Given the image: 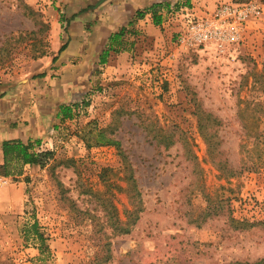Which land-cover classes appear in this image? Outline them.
Instances as JSON below:
<instances>
[{"label":"rangeland","instance_id":"rangeland-1","mask_svg":"<svg viewBox=\"0 0 264 264\" xmlns=\"http://www.w3.org/2000/svg\"><path fill=\"white\" fill-rule=\"evenodd\" d=\"M106 1L0 0V89L59 78L65 49L58 50L71 33L107 34ZM249 1L261 15L223 51L178 44L187 16ZM157 3L159 24L146 13L148 26L110 35L105 63L103 50L82 71L73 69L85 58L70 60L78 79L61 105L70 116L62 118L60 106V118L32 141L36 151L51 152L41 156L43 166L0 169V264L264 259V0ZM97 6L95 19L76 24ZM199 119L207 120L224 171L208 154ZM99 129L117 143H97ZM128 183L139 191L138 213ZM115 220L128 232H114Z\"/></svg>","mask_w":264,"mask_h":264},{"label":"crops","instance_id":"crops-1","mask_svg":"<svg viewBox=\"0 0 264 264\" xmlns=\"http://www.w3.org/2000/svg\"><path fill=\"white\" fill-rule=\"evenodd\" d=\"M110 2L112 1L107 0L103 3V5L107 3L106 6H108L107 10L109 11L108 17H105L107 20L105 23L106 35L92 39L89 37V33L86 37H81L79 33L69 35L67 47L62 52L59 63L56 65L59 66L57 69L60 75L59 78L38 80L35 82L34 87H31V83L28 82L27 85L9 86L0 89V165L3 164L1 144L4 141L32 142L33 139L44 136L49 131L52 123L55 122L54 118L60 116L58 109L65 102V95L71 88L72 83L78 79V76L72 74L73 71L84 70L88 58H92L104 50L109 36L119 28L127 25L135 28L148 26L149 15L145 14L142 18H136L134 17L135 12L142 7H149L157 3L158 0H115L117 3L113 6H110ZM99 7L101 6L86 11L85 15H78L76 24L84 18L89 20L90 16L95 19L96 13H100ZM112 10H115L114 14L111 12ZM85 43L86 49L84 53H80ZM79 56L85 59H83V63L78 62L76 69L72 71L71 67L73 66L69 65L70 60ZM30 96L31 101L28 103L27 98ZM41 96H45V99ZM47 106L48 108H46Z\"/></svg>","mask_w":264,"mask_h":264},{"label":"trees","instance_id":"trees-1","mask_svg":"<svg viewBox=\"0 0 264 264\" xmlns=\"http://www.w3.org/2000/svg\"><path fill=\"white\" fill-rule=\"evenodd\" d=\"M158 6H159L158 3H154V4L150 5L149 7H146L142 11L137 10L135 12V17L136 18H142V17H144V14L151 13L153 23L155 25H158L160 22V17L156 15V8ZM124 33H125V29H124V27H121L117 32H114L113 34H111V40L122 38L124 36ZM64 49H65V45H62L59 48L58 53L62 52ZM109 50H110V48H107L101 52L100 57H99V63H101V64L105 63L106 55L109 52ZM52 60L55 61L56 56ZM43 76H44L43 74L39 75V77H43ZM60 112H61L62 118L69 117L70 112H71V107H69V105L61 106ZM198 122H199L198 123L199 131L203 135L205 143L207 144V151H208L209 156L211 157L212 162L217 166V168L224 171L225 169H224V166L222 165L221 161L215 160V156L217 154V149H216V146L213 145V143L211 142L212 135L210 133H208V127L209 126L207 124V120L203 121L202 119H199ZM104 131L105 130H103V129H99L97 131V135H96L97 143L108 144V145L117 143L113 139L107 137L104 134ZM34 147L35 146L32 142L22 143L21 141H4L1 144V150H2V154H3V164L0 165V169L1 168L4 169V170H2L3 175H8V173L5 172V169L10 162H15V163L20 162L21 164L38 165V166L42 167L43 161L41 159V156H51V152L46 151V152L40 153V152L36 151ZM126 190L129 193V197H131V203L133 205L135 204V200L132 197L133 193L130 194V190H131V192H135V195H137V213H138L142 209L141 205H139L141 202V199L138 196L139 195L138 189L136 192V187L133 185V183H128L126 186ZM113 210H114V208H113ZM134 213H136V212H134ZM111 216L113 217V215H111ZM116 220L113 223H110L111 227L113 228V231L118 232V233L128 232L129 229H128L127 224L122 222V225H119V224H117L118 221H116ZM35 226H36V222L33 223V227H35ZM228 264H264V259L254 261L252 263L251 262H243V261H234V262H230Z\"/></svg>","mask_w":264,"mask_h":264},{"label":"built area","instance_id":"built-area-1","mask_svg":"<svg viewBox=\"0 0 264 264\" xmlns=\"http://www.w3.org/2000/svg\"><path fill=\"white\" fill-rule=\"evenodd\" d=\"M260 15L261 7L255 1L223 3L204 17L187 16L177 42L187 47L211 44L217 51H223L226 45L239 40L249 19ZM4 183L5 178L0 176V186Z\"/></svg>","mask_w":264,"mask_h":264}]
</instances>
